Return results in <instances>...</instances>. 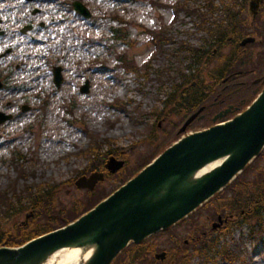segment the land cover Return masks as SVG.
I'll list each match as a JSON object with an SVG mask.
<instances>
[{"label": "rangeland", "instance_id": "obj_1", "mask_svg": "<svg viewBox=\"0 0 264 264\" xmlns=\"http://www.w3.org/2000/svg\"><path fill=\"white\" fill-rule=\"evenodd\" d=\"M78 1L90 12L88 18L70 9L72 0L44 2L46 16L24 14L18 0L9 2L10 7L18 5L13 10L0 6L1 25L8 32L6 37H0V53L4 45H14L12 54L0 55V81L4 84L0 89V111L11 115L0 124V189H10L19 168L28 183H53L49 196H53L55 206H68L83 194L70 180L87 164L81 154L91 144L86 129L97 135L104 149L115 147L116 153L123 156L120 158L125 159V168L150 159L161 149V140L180 118L163 101L166 91H170V78L177 69L188 65L185 52L177 44L184 41L197 46L204 36L192 15L182 9L190 1L202 6L200 0ZM36 6L42 8L40 4ZM262 6L254 24L264 32ZM26 16L36 26L24 38L17 26L26 22ZM39 21L46 23L45 28L37 25ZM66 22L67 33L62 30ZM244 23L245 28L253 24L249 15ZM111 27H120L118 34L126 37L113 40ZM147 30L169 31L171 42L165 49L173 54L155 51ZM254 31L257 39L264 40V34ZM258 48L246 51L256 53ZM118 55L125 60L131 58L139 74L120 68ZM218 59L210 60L203 72L211 70ZM53 66L60 67L62 79L58 87L52 82ZM85 87L86 91H81ZM185 88L182 85L179 89ZM22 183L18 179L13 186L20 188ZM107 185L104 182L103 186ZM26 213L11 216L7 226L23 221ZM242 219L238 225L228 226L227 236L218 238L220 245L227 244L236 251L237 262L215 259L204 263L192 257L188 264H264V236L257 237L249 231V224H253L249 213ZM213 221L210 212L202 209L176 226L173 233L183 239L203 228L210 229ZM168 236L161 233L149 243L168 251L174 243Z\"/></svg>", "mask_w": 264, "mask_h": 264}, {"label": "trees", "instance_id": "obj_2", "mask_svg": "<svg viewBox=\"0 0 264 264\" xmlns=\"http://www.w3.org/2000/svg\"><path fill=\"white\" fill-rule=\"evenodd\" d=\"M203 5L198 6L197 3L190 1V4L183 5L182 9L191 15H194L199 20V26L202 28L206 38L202 39V43L198 47L186 44H179L181 50L185 51L190 64L205 65L207 57L211 54L210 47L221 49L226 44L230 45V50L226 55H221L220 63L216 70L212 72L211 77L213 84H208L198 76L196 85H190V79L195 78V72L185 73V69H177L176 76L171 78L170 91L166 92L165 104L174 106V112L181 114V121L199 106L204 105L205 118L194 121L190 127L208 125L206 119L216 109L222 107L225 103L232 101L238 106L240 100L247 96L248 82L244 81V85L236 88L232 95H226L225 92L233 89L238 85L237 80L245 79L243 76H237V71H243L247 68L254 72L261 71L264 61V42L262 43L261 58L253 62L250 56L238 54L237 40L247 32L245 28L246 19V2L247 0H200ZM218 1V3H215ZM253 30V29H252ZM151 40L154 39L156 51H163L164 45L171 41L170 35L167 33H152ZM116 36L118 34L115 33ZM121 36V35H120ZM124 37L126 35L124 34ZM183 48V49H182ZM121 65L125 70L137 71L134 61L122 59ZM193 66L188 65L187 68ZM226 77V84L219 85L221 80ZM176 78V79H175ZM189 84L187 91L179 93L180 81ZM185 80V81H184ZM219 85V86H218ZM178 94L176 95V93ZM176 95V96H175ZM172 96H174L172 98ZM244 107V103L240 108ZM228 117L230 115H227ZM179 122V124H180ZM176 128H171V131L165 134L161 140V151L167 147L171 141L178 137ZM92 143L89 149L88 164L81 170V174H87L93 170H102L103 163L107 155H117V149L109 146L103 150L104 144L98 141L97 135H90ZM108 142V141H107ZM154 155L150 156V159ZM150 159L134 163L131 167L125 168L113 175H106V181L112 184L105 187L101 183L98 184L92 192L84 191L83 195L74 198L68 206H55L53 196H49L53 190V183L42 181L40 183L23 184L21 189H17L12 185L11 189L0 190V246H16L25 241L61 227L68 222L74 220L97 202L106 197L115 188L127 181L140 168L146 165ZM253 174V177L250 175ZM18 178L24 179V175L19 173ZM203 210L210 212V216L214 219L217 215L222 217L232 215L234 219L229 220L220 235L222 238L229 234V225H238L239 220L246 213L250 214L253 224H249L248 229L251 233L259 236L264 235V149L261 153L239 174L230 184L224 189L211 197L202 207ZM27 211L29 214L26 222L14 223L7 226L11 216L19 212ZM242 211V212H241ZM242 213V214H241ZM192 218V217H191ZM190 218V219H191ZM142 244H130L124 248L112 261L111 264H148L147 252ZM229 245H220L218 236L212 233L205 235L198 233L190 238L187 245L182 244V249L173 253L171 250L167 252V260L174 261V264H188L192 256H197L204 262L214 261L219 258L221 260L237 262L239 257ZM150 253V251H149ZM148 253V254H149ZM175 256V260L172 257Z\"/></svg>", "mask_w": 264, "mask_h": 264}, {"label": "water", "instance_id": "obj_3", "mask_svg": "<svg viewBox=\"0 0 264 264\" xmlns=\"http://www.w3.org/2000/svg\"><path fill=\"white\" fill-rule=\"evenodd\" d=\"M258 0L249 3L255 15ZM79 12L89 13L79 4ZM245 38L241 45L252 42ZM58 85V69L54 73ZM82 91H86L82 89ZM191 115L179 132L193 120ZM219 113L213 121L223 116ZM9 116L0 113V122ZM264 146V86L256 99L224 124L187 135L165 149L151 164L114 191L93 209L66 226L40 235L18 247H0V264H39L62 247L93 244L94 250L84 264H109L129 241L166 229L226 185ZM225 157L211 171L193 178L205 164ZM122 160L110 157L105 167L114 172ZM103 174L93 172L75 180L77 187L92 189ZM220 222V218H219ZM216 227V224L213 225ZM163 258L164 253L156 254Z\"/></svg>", "mask_w": 264, "mask_h": 264}, {"label": "bare ground", "instance_id": "obj_4", "mask_svg": "<svg viewBox=\"0 0 264 264\" xmlns=\"http://www.w3.org/2000/svg\"><path fill=\"white\" fill-rule=\"evenodd\" d=\"M223 160L224 158H219L204 165L194 174L193 178H197L217 167ZM93 250V244L63 247L47 255L39 264H84L91 256Z\"/></svg>", "mask_w": 264, "mask_h": 264}, {"label": "flooded vegetation", "instance_id": "obj_5", "mask_svg": "<svg viewBox=\"0 0 264 264\" xmlns=\"http://www.w3.org/2000/svg\"><path fill=\"white\" fill-rule=\"evenodd\" d=\"M40 1V3H41V7L42 8H38V11H37V13H39L40 15H42V16H46V14H44V10H45V3L44 2H50V0H39ZM25 2H27V0H25ZM23 4H24V2H23ZM33 11L34 10H32V9H30V10H28V7H26V10H25V12H24V14H30V16H35V13H33ZM27 17V16H26ZM28 18V17H27ZM26 23L27 24H31V25H33L34 23H33V20H31L30 18H28L27 20H26Z\"/></svg>", "mask_w": 264, "mask_h": 264}]
</instances>
